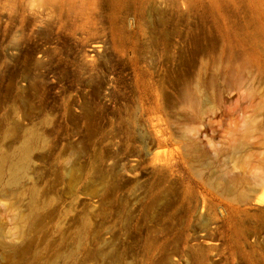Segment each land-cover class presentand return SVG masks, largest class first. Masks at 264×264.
Instances as JSON below:
<instances>
[{
  "label": "rangeland",
  "instance_id": "1",
  "mask_svg": "<svg viewBox=\"0 0 264 264\" xmlns=\"http://www.w3.org/2000/svg\"><path fill=\"white\" fill-rule=\"evenodd\" d=\"M0 242L264 264V0H0Z\"/></svg>",
  "mask_w": 264,
  "mask_h": 264
},
{
  "label": "bare ground",
  "instance_id": "2",
  "mask_svg": "<svg viewBox=\"0 0 264 264\" xmlns=\"http://www.w3.org/2000/svg\"><path fill=\"white\" fill-rule=\"evenodd\" d=\"M17 170H18V167H15V168H14V171H17ZM14 171H13V173H14V177H13L14 179H13V181H14L15 179H17V173H15ZM22 232H23V231L20 230V229L18 228V229L16 230V233L14 234V236H18V235L20 236V235H22ZM10 238H12V237L10 236ZM0 243H2V242H0Z\"/></svg>",
  "mask_w": 264,
  "mask_h": 264
}]
</instances>
